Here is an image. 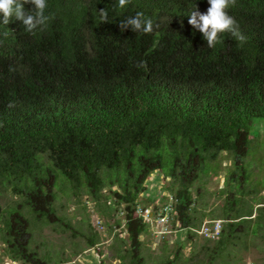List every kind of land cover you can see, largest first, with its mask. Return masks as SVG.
<instances>
[{
	"label": "trees",
	"instance_id": "1",
	"mask_svg": "<svg viewBox=\"0 0 264 264\" xmlns=\"http://www.w3.org/2000/svg\"><path fill=\"white\" fill-rule=\"evenodd\" d=\"M195 6L206 14L210 4L47 0L50 19L35 34L14 16L4 24L0 13V180L23 200L8 213L0 209V242L11 262L46 264L29 246L30 225L21 210L24 205L37 221L62 224L52 205L64 181L85 187L94 202L108 189L123 205L127 235H116L113 258L146 264L141 236L148 229L133 213L149 176L170 179L179 229L192 237L200 225L192 216L191 186L221 153L231 160L226 209L234 214L226 215L216 240L205 239L204 259L221 258L237 234L257 235L264 227L263 200L252 218L251 206L242 212L235 197L246 194L244 160L255 122L264 121V0H236L227 9L247 37L243 46L224 32L209 48L188 23ZM23 7L35 10L31 3ZM136 12L153 19L152 33L121 31L120 22ZM181 249L178 242L162 264H182Z\"/></svg>",
	"mask_w": 264,
	"mask_h": 264
},
{
	"label": "rangeland",
	"instance_id": "2",
	"mask_svg": "<svg viewBox=\"0 0 264 264\" xmlns=\"http://www.w3.org/2000/svg\"><path fill=\"white\" fill-rule=\"evenodd\" d=\"M250 151L245 158V166L249 170V181L246 184L245 196L236 198L242 212L248 211L251 206L252 218L257 215L259 202H264V191L259 193V185L264 179V158L262 142L264 141V121L257 120L252 131ZM259 133V135H258ZM258 138V139H256ZM231 169V160L227 154L221 153L215 162L208 164L205 174L192 184L190 194L192 197V216L199 228L191 230L195 235L188 237L183 230H176L180 226L172 224L174 229L168 235L159 236L150 228L141 236L143 242L141 253L146 264H162L164 259H172L178 242L182 249L178 262L182 264H264V227L257 235L247 233L237 234L232 245L228 246L221 258L208 262L201 253V247L205 243L203 227H213L220 224L221 228L227 224L228 200H231L227 190L225 179ZM162 175L153 173L146 181L147 191L138 197V204L152 207L155 210L164 202L168 195H173L167 188L170 179H160ZM162 180V182H161ZM255 185V187H254ZM177 188V185L174 184ZM172 186L174 191L176 188ZM264 187V186H262ZM256 193H251L252 190ZM103 196L99 202H94L86 193L85 187L73 188L69 183L59 181L55 188V200L52 208L62 224H49L45 221H37L30 209L22 206V214L29 221L30 242L29 246L36 251L38 256L46 264H119V260L113 258L112 252L116 246V235L127 238L124 228L123 205H118L116 199L110 195L108 189H103ZM146 197L151 199L148 203ZM263 197V198H262ZM22 198L14 195L12 189L0 180V209L3 214L17 209L22 204ZM106 211V213H105ZM97 222L102 229L97 227ZM119 224L116 226V224ZM256 223L248 224L253 230ZM118 236V235H117ZM89 239L96 243L89 246ZM214 242V241H213ZM211 244L210 246H212ZM127 247V246H125ZM0 264H20L11 262L0 242Z\"/></svg>",
	"mask_w": 264,
	"mask_h": 264
},
{
	"label": "clouds",
	"instance_id": "3",
	"mask_svg": "<svg viewBox=\"0 0 264 264\" xmlns=\"http://www.w3.org/2000/svg\"><path fill=\"white\" fill-rule=\"evenodd\" d=\"M119 6L124 7L128 0H118ZM23 3H31L35 6L34 11H25ZM0 0V13L3 14V23L7 24L9 18L15 17L24 25L25 31L35 34V30L39 29L41 32L47 27V22L50 17L45 16V9L47 7V0ZM210 4L206 14H201L195 8L190 13L188 23L193 28L198 29L204 39L207 41L209 48L214 47L219 42V34L228 32L243 46L247 41V37L239 30V25L234 17L228 14L227 9L234 6L236 0H208ZM101 19L107 22V11L105 9L100 11ZM128 27L134 32L142 31L149 34L153 32L154 21L151 18H146L143 12H136L132 17H128L120 22L121 31ZM155 27H159L155 24Z\"/></svg>",
	"mask_w": 264,
	"mask_h": 264
},
{
	"label": "built area",
	"instance_id": "4",
	"mask_svg": "<svg viewBox=\"0 0 264 264\" xmlns=\"http://www.w3.org/2000/svg\"><path fill=\"white\" fill-rule=\"evenodd\" d=\"M177 200L173 195H168L164 202L159 206L157 210L152 207H145L137 204L133 215L140 219L144 223L147 229L150 228L154 233L159 236H165L174 231L172 224L178 225V220L176 218L175 206ZM97 227L102 229L100 222H97ZM220 224H214L213 227H203L202 232L205 237L210 240H216L221 232ZM176 230H180L179 226Z\"/></svg>",
	"mask_w": 264,
	"mask_h": 264
}]
</instances>
